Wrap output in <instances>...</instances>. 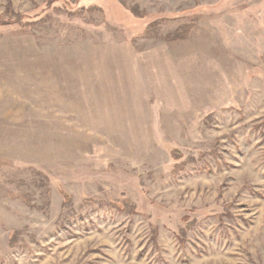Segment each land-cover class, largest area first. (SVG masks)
I'll return each instance as SVG.
<instances>
[{"label":"rangeland","instance_id":"rangeland-1","mask_svg":"<svg viewBox=\"0 0 264 264\" xmlns=\"http://www.w3.org/2000/svg\"><path fill=\"white\" fill-rule=\"evenodd\" d=\"M0 264H264V0H0Z\"/></svg>","mask_w":264,"mask_h":264}]
</instances>
